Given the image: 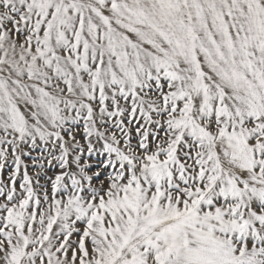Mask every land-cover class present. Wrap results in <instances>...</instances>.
<instances>
[{"label":"snow or ice","instance_id":"obj_1","mask_svg":"<svg viewBox=\"0 0 264 264\" xmlns=\"http://www.w3.org/2000/svg\"><path fill=\"white\" fill-rule=\"evenodd\" d=\"M0 264H264V0H0Z\"/></svg>","mask_w":264,"mask_h":264}]
</instances>
